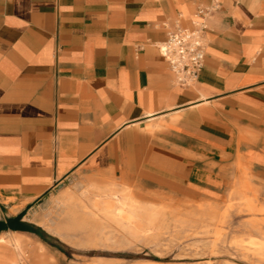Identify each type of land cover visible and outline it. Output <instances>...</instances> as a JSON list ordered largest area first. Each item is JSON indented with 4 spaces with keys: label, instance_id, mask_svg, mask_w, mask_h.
<instances>
[{
    "label": "crops",
    "instance_id": "crops-1",
    "mask_svg": "<svg viewBox=\"0 0 264 264\" xmlns=\"http://www.w3.org/2000/svg\"><path fill=\"white\" fill-rule=\"evenodd\" d=\"M210 2L0 0V264L57 262L46 241L95 199L210 196L264 167V0H219L192 86L157 47Z\"/></svg>",
    "mask_w": 264,
    "mask_h": 264
},
{
    "label": "rangeland",
    "instance_id": "rangeland-1",
    "mask_svg": "<svg viewBox=\"0 0 264 264\" xmlns=\"http://www.w3.org/2000/svg\"><path fill=\"white\" fill-rule=\"evenodd\" d=\"M119 193L95 199L99 219L67 215L71 229L56 230L67 241H46L60 252L53 264H264V167L210 196Z\"/></svg>",
    "mask_w": 264,
    "mask_h": 264
},
{
    "label": "built area",
    "instance_id": "built-area-1",
    "mask_svg": "<svg viewBox=\"0 0 264 264\" xmlns=\"http://www.w3.org/2000/svg\"><path fill=\"white\" fill-rule=\"evenodd\" d=\"M219 9V0L197 6L191 27L184 26L179 17L163 22L166 38L157 47L179 86L188 87L197 82L205 58L207 20Z\"/></svg>",
    "mask_w": 264,
    "mask_h": 264
},
{
    "label": "bare ground",
    "instance_id": "bare-ground-1",
    "mask_svg": "<svg viewBox=\"0 0 264 264\" xmlns=\"http://www.w3.org/2000/svg\"><path fill=\"white\" fill-rule=\"evenodd\" d=\"M113 216V215H112ZM114 218V217H113ZM118 221V220H117ZM250 242V241H249Z\"/></svg>",
    "mask_w": 264,
    "mask_h": 264
}]
</instances>
